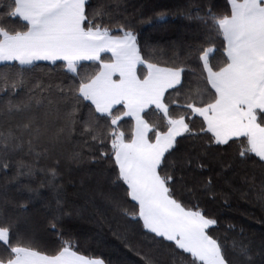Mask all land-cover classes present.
Masks as SVG:
<instances>
[{
    "label": "snow or ice",
    "instance_id": "6c2138e0",
    "mask_svg": "<svg viewBox=\"0 0 264 264\" xmlns=\"http://www.w3.org/2000/svg\"><path fill=\"white\" fill-rule=\"evenodd\" d=\"M121 7L0 0V264H112L81 254L63 230L51 252L28 232L41 188L53 230L79 216L61 181L86 165L106 181L114 219L159 254L143 264H264V239L230 238L232 224L221 238L218 216L184 199L197 184L210 191L211 177L198 176L219 167L258 169L264 200V0L189 9L204 39L169 60L141 47Z\"/></svg>",
    "mask_w": 264,
    "mask_h": 264
},
{
    "label": "trees",
    "instance_id": "16d2710c",
    "mask_svg": "<svg viewBox=\"0 0 264 264\" xmlns=\"http://www.w3.org/2000/svg\"><path fill=\"white\" fill-rule=\"evenodd\" d=\"M119 3L121 11L135 17V30L141 47L147 44L159 49L161 58L169 60L174 53L183 59L189 44H197L204 39V26L195 19H189L188 10L206 8L209 3H213L216 5L214 10L222 11L226 0H119ZM161 13L164 14L163 19H159ZM191 15L194 17L196 12L193 11ZM6 23L19 25L23 21L11 18ZM188 66L195 67V64ZM94 172L92 166L86 165L73 170L71 175H66L61 181L66 189V210L78 211L79 216L65 218L62 223L57 224V230L52 229L51 215L44 208L52 193L46 187L40 189V199L30 210L31 220L28 225L34 244L42 251L51 252L59 243L58 231L63 230L66 233L65 239L71 238L74 243L79 244L81 254L102 256L112 264H143L141 257L145 253L159 255L145 242L138 229L126 233L125 222L114 219V214L107 208L101 194L107 190V183ZM209 177L213 181L210 191H205L202 184H197L195 199L187 195L184 199L198 202L210 214L218 216L220 228L217 229V234L221 238L227 225L232 224L235 229L228 232L230 238H244L255 243L264 239V200L258 198L261 188L259 170L253 172L252 169H247L236 175L232 171L221 173L220 168L216 167L213 172L206 171L198 179L203 181ZM40 180L39 177L35 178L33 187H37ZM2 182L0 174V183ZM24 182L28 180L25 179ZM213 195L215 199H212ZM241 229L243 237L240 236ZM183 255L190 259L188 254Z\"/></svg>",
    "mask_w": 264,
    "mask_h": 264
}]
</instances>
